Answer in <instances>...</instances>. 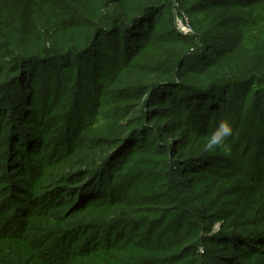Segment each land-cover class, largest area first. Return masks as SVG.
Returning <instances> with one entry per match:
<instances>
[{
  "label": "rangeland",
  "instance_id": "rangeland-1",
  "mask_svg": "<svg viewBox=\"0 0 264 264\" xmlns=\"http://www.w3.org/2000/svg\"><path fill=\"white\" fill-rule=\"evenodd\" d=\"M102 4L0 0L3 264L23 236L53 258L118 243L91 264H264V0H157L165 15L126 31L150 45L118 76L116 36L66 55L70 21L89 33Z\"/></svg>",
  "mask_w": 264,
  "mask_h": 264
},
{
  "label": "trees",
  "instance_id": "trees-1",
  "mask_svg": "<svg viewBox=\"0 0 264 264\" xmlns=\"http://www.w3.org/2000/svg\"><path fill=\"white\" fill-rule=\"evenodd\" d=\"M102 5L98 8H94L92 11L94 12L93 20H95L94 24L91 26V30L88 31L89 33H83L79 32L78 30L82 28V25L80 23H75L73 20L70 21V25L68 26V32L69 37L73 40V45H71L72 49L75 50L73 52H68L66 55L72 56V58H79L80 56H83L84 54L87 55L96 46V43L98 40L103 36H116V42L115 47L114 45L107 47V50H112L115 53H120L121 49L123 50V53L125 52L127 55L123 58V66L118 68L114 71L113 76H118L122 69L125 68L127 63L130 61V55L133 53L134 57H137L139 54V50L146 49L151 41H145V34L141 33L140 36H137L134 39V44L130 45L127 42V34L126 31L130 26L137 25L147 14H150L151 12H156L157 14L165 15V11H162L163 9H160V7H156L155 2L157 0H101ZM93 7V6H92ZM96 22L101 25V27L95 28ZM55 23V21H54ZM161 25V23L159 24ZM84 31V28L82 29ZM73 31V32H72ZM87 32V31H86ZM122 32H125V37L123 38V43H120V36ZM173 33L175 35L172 36L170 39L171 41H174L176 45H187L186 40H184L181 35H178L176 33V30L173 28ZM91 34H93L91 36ZM75 35V36H74ZM132 46V47H131ZM142 46V48L140 47ZM114 47V48H113ZM70 48V47H69ZM141 48V49H140ZM71 50V49H70ZM181 60V57H179V61ZM29 61V60H26ZM5 69V68H4ZM5 74V71L0 72V78ZM158 77L154 78L153 80L147 79V81L140 83L137 86H133L134 89H137L139 91L137 95H148L150 98H154L157 94H159L160 90L165 89L167 86L172 84V74L167 75L163 77V79L157 80ZM109 81V80H107ZM111 81V80H110ZM204 81V80H202ZM200 85V84H199ZM204 84L201 83L200 88L202 91L204 90L202 87ZM124 89V88H121ZM141 92V93H140ZM162 101L161 99H159ZM180 98H177L175 96H170L166 99L165 104L174 105L175 103L179 102ZM181 101V100H180ZM96 111L92 110L93 114ZM92 114V116H93ZM84 124V122H83ZM118 152H114L112 156L117 154ZM25 199L22 198V203H25ZM17 201V200H16ZM33 202V199L30 198L27 200V203L29 206L34 205L31 204ZM12 208V206H11ZM10 208V209H11ZM32 220L39 221V223H51L52 219L48 215L42 216L41 212L39 211H31L28 215ZM15 235L22 237V228H19L18 230L15 229L14 231H11V233L7 234L8 239H11L10 237H13ZM28 237L23 236V240L19 239V262L20 264H91V258L98 253L100 254L102 251L105 250H112L114 247L118 245V243L109 244L104 246L103 248H98L94 250H87V251H71L67 254L65 258H61L58 255H54L55 258L52 257V254L55 249H52L51 251H48L45 246L44 250H41V252L37 249V247H32L27 244L26 241ZM50 250V249H49ZM59 251V250H58ZM49 252H52L50 254ZM57 250L55 251V253ZM48 258V259H45ZM52 259V260H51ZM0 264H3V258L1 257L0 253Z\"/></svg>",
  "mask_w": 264,
  "mask_h": 264
}]
</instances>
